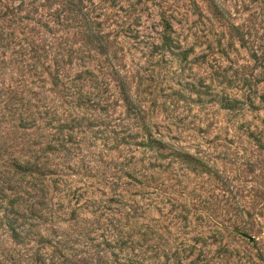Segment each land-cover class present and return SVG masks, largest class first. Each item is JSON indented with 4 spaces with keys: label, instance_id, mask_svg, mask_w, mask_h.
Segmentation results:
<instances>
[{
    "label": "rangeland",
    "instance_id": "obj_1",
    "mask_svg": "<svg viewBox=\"0 0 264 264\" xmlns=\"http://www.w3.org/2000/svg\"><path fill=\"white\" fill-rule=\"evenodd\" d=\"M0 264H264V0H0Z\"/></svg>",
    "mask_w": 264,
    "mask_h": 264
},
{
    "label": "trees",
    "instance_id": "obj_2",
    "mask_svg": "<svg viewBox=\"0 0 264 264\" xmlns=\"http://www.w3.org/2000/svg\"><path fill=\"white\" fill-rule=\"evenodd\" d=\"M14 232L15 233H13V234H15L14 236H15V238H17L18 236H19V234L14 230Z\"/></svg>",
    "mask_w": 264,
    "mask_h": 264
}]
</instances>
